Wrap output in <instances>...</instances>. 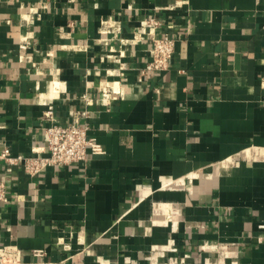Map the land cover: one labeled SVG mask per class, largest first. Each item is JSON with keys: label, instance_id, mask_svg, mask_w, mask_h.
<instances>
[{"label": "crops", "instance_id": "obj_1", "mask_svg": "<svg viewBox=\"0 0 264 264\" xmlns=\"http://www.w3.org/2000/svg\"><path fill=\"white\" fill-rule=\"evenodd\" d=\"M149 17L176 45L142 74ZM49 107L105 154L0 160L19 264H264V0H0V152L43 148Z\"/></svg>", "mask_w": 264, "mask_h": 264}, {"label": "built area", "instance_id": "obj_2", "mask_svg": "<svg viewBox=\"0 0 264 264\" xmlns=\"http://www.w3.org/2000/svg\"><path fill=\"white\" fill-rule=\"evenodd\" d=\"M38 8L44 9L45 5H40ZM145 23L152 29L151 60L144 66L141 73L166 71L171 64L176 39L169 35H155L154 31L160 25L157 18L149 17ZM28 44L26 41L20 43L19 51L22 53L26 51ZM117 94L118 98H122L124 93L120 90ZM83 98L87 99L86 95ZM109 101L111 99L107 100V104ZM52 114V107H49L45 116L50 124L45 128L46 142L43 148H32L31 155H13L6 147L0 152V160L8 167L20 165L27 175L35 177L51 167L84 164L92 156L105 154L102 144L88 135L89 127L87 125H81L75 119L70 124L62 126L54 123ZM7 201V185L5 181L0 180V204L7 203ZM171 215L169 210L166 219L171 220ZM33 255L41 257L44 256V253L35 251ZM19 257L20 251L15 245L0 246V264H19Z\"/></svg>", "mask_w": 264, "mask_h": 264}]
</instances>
